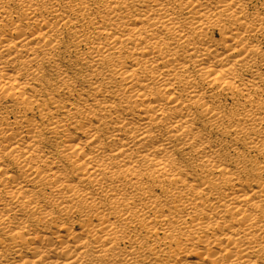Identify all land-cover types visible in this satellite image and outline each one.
Instances as JSON below:
<instances>
[{"label":"bare ground","instance_id":"1","mask_svg":"<svg viewBox=\"0 0 264 264\" xmlns=\"http://www.w3.org/2000/svg\"><path fill=\"white\" fill-rule=\"evenodd\" d=\"M0 264H264V0H0Z\"/></svg>","mask_w":264,"mask_h":264}]
</instances>
